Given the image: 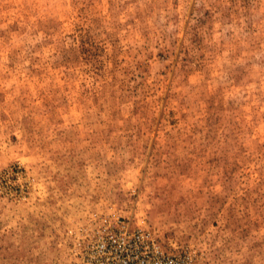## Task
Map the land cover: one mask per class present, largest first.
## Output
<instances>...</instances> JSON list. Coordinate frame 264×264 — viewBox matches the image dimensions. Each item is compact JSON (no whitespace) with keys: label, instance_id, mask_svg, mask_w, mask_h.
<instances>
[{"label":"rangeland","instance_id":"rangeland-1","mask_svg":"<svg viewBox=\"0 0 264 264\" xmlns=\"http://www.w3.org/2000/svg\"><path fill=\"white\" fill-rule=\"evenodd\" d=\"M117 221L264 264V0H0V264Z\"/></svg>","mask_w":264,"mask_h":264},{"label":"built area","instance_id":"built-area-1","mask_svg":"<svg viewBox=\"0 0 264 264\" xmlns=\"http://www.w3.org/2000/svg\"><path fill=\"white\" fill-rule=\"evenodd\" d=\"M80 264H184V259L166 252L145 232L117 221L83 244Z\"/></svg>","mask_w":264,"mask_h":264}]
</instances>
